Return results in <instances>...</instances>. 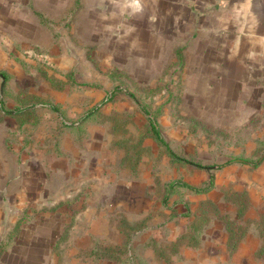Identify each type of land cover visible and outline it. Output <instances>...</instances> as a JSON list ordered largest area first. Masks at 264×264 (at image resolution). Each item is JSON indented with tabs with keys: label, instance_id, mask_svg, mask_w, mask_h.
Masks as SVG:
<instances>
[{
	"label": "rangeland",
	"instance_id": "rangeland-1",
	"mask_svg": "<svg viewBox=\"0 0 264 264\" xmlns=\"http://www.w3.org/2000/svg\"><path fill=\"white\" fill-rule=\"evenodd\" d=\"M84 1L0 0V264H264V55Z\"/></svg>",
	"mask_w": 264,
	"mask_h": 264
},
{
	"label": "crops",
	"instance_id": "crops-1",
	"mask_svg": "<svg viewBox=\"0 0 264 264\" xmlns=\"http://www.w3.org/2000/svg\"><path fill=\"white\" fill-rule=\"evenodd\" d=\"M81 3L84 0H79ZM95 13L109 14L122 23L126 22L129 0H88ZM133 1V0H132ZM131 1V2H132ZM175 11L170 22L185 24L180 33L184 38L206 40L205 53L264 55V0H154ZM78 2L75 0L74 3ZM143 4V3H142ZM80 12V11H79ZM187 24V25H186ZM179 36V35H174ZM203 50L205 49L204 46ZM243 49V50H241ZM202 53V51H201Z\"/></svg>",
	"mask_w": 264,
	"mask_h": 264
},
{
	"label": "trees",
	"instance_id": "trees-1",
	"mask_svg": "<svg viewBox=\"0 0 264 264\" xmlns=\"http://www.w3.org/2000/svg\"><path fill=\"white\" fill-rule=\"evenodd\" d=\"M151 130L154 134V136L156 137V139H158L167 149V151L169 152V155L171 156V158L175 159V160H179V161H183L185 163H188V164H191V165H194L196 167H199V168H204V169H213V168H218V167H221L223 164H227L229 162H231V160H226L223 164L221 165H210L208 163H199V162H195L193 160H190L188 158H185V157H182V156H179L177 155L176 153H174L172 150H170V148H168L166 146V143L163 141L161 135H160V132L159 130L157 129V127L155 126L154 123L151 124ZM195 190H198L197 188H195Z\"/></svg>",
	"mask_w": 264,
	"mask_h": 264
}]
</instances>
